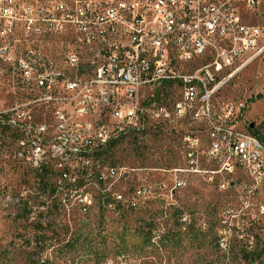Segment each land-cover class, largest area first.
<instances>
[{
	"label": "built area",
	"instance_id": "2783aa9c",
	"mask_svg": "<svg viewBox=\"0 0 264 264\" xmlns=\"http://www.w3.org/2000/svg\"><path fill=\"white\" fill-rule=\"evenodd\" d=\"M259 1L0 0V79L24 95L0 110L15 158L86 172L121 136L180 123L184 164L134 199L167 211L190 178L221 190L247 180L249 197L264 196V140L240 127L244 104L220 106L222 89L264 52ZM52 35L65 37L55 50Z\"/></svg>",
	"mask_w": 264,
	"mask_h": 264
},
{
	"label": "rangeland",
	"instance_id": "374dc122",
	"mask_svg": "<svg viewBox=\"0 0 264 264\" xmlns=\"http://www.w3.org/2000/svg\"><path fill=\"white\" fill-rule=\"evenodd\" d=\"M254 13L264 30V0ZM61 40L52 35L47 47ZM23 97L7 75L0 79V110ZM241 104L240 127L252 126L264 140V52L221 91L222 108ZM182 128L162 123L130 132L106 148L104 165L63 176L18 161L11 130L0 121V264H245L246 251L264 264V196L249 197L247 180L221 190L190 178L167 211L157 200L134 199L140 187L169 181L163 170L184 164Z\"/></svg>",
	"mask_w": 264,
	"mask_h": 264
},
{
	"label": "trees",
	"instance_id": "16d2710c",
	"mask_svg": "<svg viewBox=\"0 0 264 264\" xmlns=\"http://www.w3.org/2000/svg\"><path fill=\"white\" fill-rule=\"evenodd\" d=\"M249 130L254 134V135H256L257 137H259V138H261L262 139V137H261V135H260V133L259 132H256V131H254V130H252L251 128H249ZM263 140V139H262ZM116 141H113V142H111L109 145H108V148L110 149V148H112L115 144ZM107 148V149H108ZM106 148H105V150H103V151H101V152H99L98 153V155H97V158L98 159H100V163L102 164V165H104V163L107 161V158H108V150H107ZM44 171H47V168H44L43 169ZM42 170V171H43ZM85 173H87V171L85 172ZM63 173H61L60 175H62ZM247 253H245V261H246V263L245 264H263V261H262V259H260L261 258V256L259 255V254H256L255 252H248V251H246Z\"/></svg>",
	"mask_w": 264,
	"mask_h": 264
},
{
	"label": "water",
	"instance_id": "95a60500",
	"mask_svg": "<svg viewBox=\"0 0 264 264\" xmlns=\"http://www.w3.org/2000/svg\"><path fill=\"white\" fill-rule=\"evenodd\" d=\"M251 128H252V126H251Z\"/></svg>",
	"mask_w": 264,
	"mask_h": 264
}]
</instances>
